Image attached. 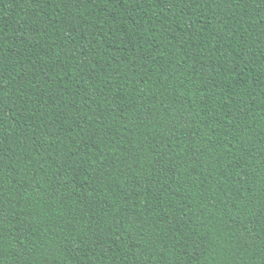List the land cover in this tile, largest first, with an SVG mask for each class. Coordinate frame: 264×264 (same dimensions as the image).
I'll return each mask as SVG.
<instances>
[{
    "label": "trees",
    "instance_id": "16d2710c",
    "mask_svg": "<svg viewBox=\"0 0 264 264\" xmlns=\"http://www.w3.org/2000/svg\"><path fill=\"white\" fill-rule=\"evenodd\" d=\"M0 264H264V0H0Z\"/></svg>",
    "mask_w": 264,
    "mask_h": 264
}]
</instances>
